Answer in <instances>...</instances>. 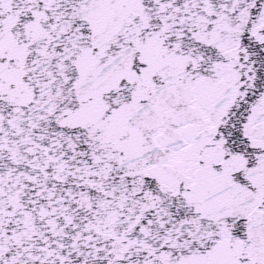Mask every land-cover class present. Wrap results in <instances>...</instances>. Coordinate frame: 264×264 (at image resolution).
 <instances>
[{"label": "snow or ice", "instance_id": "1", "mask_svg": "<svg viewBox=\"0 0 264 264\" xmlns=\"http://www.w3.org/2000/svg\"><path fill=\"white\" fill-rule=\"evenodd\" d=\"M0 264H264V0H0Z\"/></svg>", "mask_w": 264, "mask_h": 264}]
</instances>
